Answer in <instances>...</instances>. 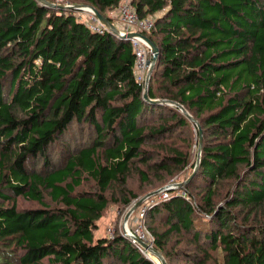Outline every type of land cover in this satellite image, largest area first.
<instances>
[{
	"label": "trees",
	"instance_id": "16d2710c",
	"mask_svg": "<svg viewBox=\"0 0 264 264\" xmlns=\"http://www.w3.org/2000/svg\"><path fill=\"white\" fill-rule=\"evenodd\" d=\"M70 1L110 19L124 0ZM130 2L154 17L145 89L167 103L143 98L130 41L93 32L75 9L0 0V264H156L94 231L110 204L138 197L130 176L157 187L193 171L198 127L173 103L200 125L202 148L187 184L146 210L152 246L167 264L179 253L264 264V0ZM177 128L181 144L165 138ZM72 131L79 143L55 167L49 152ZM184 234L192 253L180 251Z\"/></svg>",
	"mask_w": 264,
	"mask_h": 264
},
{
	"label": "rangeland",
	"instance_id": "374dc122",
	"mask_svg": "<svg viewBox=\"0 0 264 264\" xmlns=\"http://www.w3.org/2000/svg\"><path fill=\"white\" fill-rule=\"evenodd\" d=\"M55 1H56L55 3H61V1H59V0H55ZM149 118H152V117H149ZM174 132H176V133H172L171 135H169V136H167L165 138H167V139H171L172 138L171 140H174L175 138H177V141H174V142H176L177 144H181L182 139L185 136L184 132L181 131V129L179 130V128L175 129ZM78 135L79 134L76 131H72V135H71L72 140L67 142L65 145L58 144L56 146V148L53 149V153L49 152L50 156H51V159H52V162L54 163L55 167L61 166V163H63L62 162V160H63L62 158L64 156L66 157L69 152H74V150H75V148H74L75 146L74 145H76V143H79V141H77V139L79 138ZM86 137H87V135H86V132H85L82 141H84L86 139ZM171 140H167V144L170 143ZM192 142H193V138H192L191 143ZM191 148H192V157H191V159L194 160L196 158V154L194 152V146L191 147ZM62 149H65V151L62 152ZM66 150L68 151V153L66 152ZM38 167H39V165H37L36 168H38ZM190 174H191L190 167H189V164H187L184 167V169L181 170L179 173L175 174V176L173 178L168 179L166 181V183H164L163 185H160V186L156 185L157 187H147V186L144 187V184L141 183L140 181H138V179L136 177L130 176L129 179H128L130 188L133 189L134 192L138 193V197L133 199L131 201V203L129 205L125 206V207L124 206L122 207L119 204L118 205L117 204H110L108 206V208L106 209V211L103 213V215L96 222L97 223V229L94 231V238L105 237V236L108 237V236H110L109 234H111L112 232H114L115 235H118V234L122 235L120 233V230L122 229L121 231L124 232L123 223H124L125 220H126V223H127V228L129 230H132V229L138 227L140 224L143 223L144 227L150 232V230L148 229V227H147V225L145 223L144 216L140 217V215H139L140 207H143V205H147L148 203H152V202H154V203L156 202L157 203L158 201H160L159 200L160 190L165 185H169V184H173V183L177 184L179 181H184L185 177L188 178V176ZM85 182L86 181H84L82 184H84ZM85 187H88V186L85 185ZM88 188H90V187H88ZM157 189H160L158 193L151 194V195L148 194V193H150L152 191H155ZM177 192H179V190ZM174 194H177V193H174ZM139 200H141L140 205H138L137 207L132 209ZM16 202H17L18 206H25L28 203H30L29 201H27L23 197H17L16 198ZM124 234H125V232H124ZM190 236H191V234H184V235L181 236V240H180L181 243L179 242L182 245V247H180V248H182L180 250L181 252L182 251H186L187 253L194 252L193 248L185 246V244L183 242V240L185 238L190 240ZM149 257L156 264H161L160 260L157 259L155 257V255H152V256H149ZM177 257H178L177 259H173V264H185V260L184 261L181 260L183 258L181 253H179L177 255ZM47 264H51V263L47 262Z\"/></svg>",
	"mask_w": 264,
	"mask_h": 264
},
{
	"label": "built area",
	"instance_id": "2783aa9c",
	"mask_svg": "<svg viewBox=\"0 0 264 264\" xmlns=\"http://www.w3.org/2000/svg\"><path fill=\"white\" fill-rule=\"evenodd\" d=\"M62 4L70 7L73 3L70 0H59ZM78 19L81 20L83 23L87 25V27L92 30L93 32L103 34L105 32H112L110 28L105 25L96 15L93 9L89 6H81L79 8H75ZM117 18L118 22L114 25L118 29V33L115 34L118 37H122L125 40L130 41L133 52L135 55V65H134V75L135 80L142 84L144 90L146 88V75L148 69L150 67V60L152 57V53L150 51V47L148 43L139 35H134L129 38H126V35L130 32L141 33L145 35V33L149 32L154 24V17L152 16H145L140 17L135 8L131 5L130 0H124L120 3L117 10ZM113 33V32H112ZM178 184H169L165 185L159 194V200H166L169 199L170 191L173 189H178ZM178 194V193H177ZM153 203V204H152ZM148 203L147 205H143L140 207L139 215L140 217L145 215L146 210L153 206L155 203ZM124 232L120 230V233L127 237L131 242L136 244L140 250L145 253L144 250L136 241V239H140L150 245L153 244V236L151 233L144 227L143 223L140 224L138 227L129 230L127 228L126 220L123 223ZM110 238L114 237L115 233L112 232L109 234Z\"/></svg>",
	"mask_w": 264,
	"mask_h": 264
},
{
	"label": "water",
	"instance_id": "95a60500",
	"mask_svg": "<svg viewBox=\"0 0 264 264\" xmlns=\"http://www.w3.org/2000/svg\"><path fill=\"white\" fill-rule=\"evenodd\" d=\"M39 3L43 4V5H46L50 8H53V9H59V10H63V9H68V8H71V9H75V8H79L81 6H89V5H81V4H76V3H73L70 7L62 4V3H51L49 1H46V0H37ZM93 9V11L95 12V15L105 24L107 25L110 30L117 34L118 33V29L116 28V26L109 20L107 19L106 17H104L97 9H95L94 7L92 6H89ZM134 35H139L141 36L149 45L150 47V51L152 53V57H151V60H150V67L148 69V72H147V75H146V87H147V84L149 82V78H150V75H151V72L155 66V63H156V60H157V56H158V48L150 41V39L148 37H146L145 35L141 34V33H136V32H130L126 35V38H129L131 36H134ZM122 38V37H121ZM143 98L151 103H167V101L165 100H158V99H154V100H151L149 97H148V94H147V90L145 89L144 90V93H143ZM173 105H175L176 107H178L180 110H182L185 115L189 118V120H191L195 125H197L198 127V141H197V150H196V162H195V166H194V169L193 171L191 172V174L188 176L187 179H185L184 181H181V182H178V186L179 187H183L185 184H187V182L193 177V175L195 174L196 170H197V167L199 165V160H200V154H201V148H202V130H201V127L200 125L197 123V121L192 117L190 116V114H188L186 112V110L183 108L182 105L178 104V103H173ZM160 189H157L155 191H152L150 193H148L149 195L151 194H155V193H158ZM141 203V200H139L135 206L132 208L134 209L135 207H137L138 205H140ZM126 219V218H125ZM137 243L146 251H149L151 252L152 254H154L159 260H160V263L161 264H167L166 263V260L164 259V257L161 255L160 252H158L152 245L140 240V239H136Z\"/></svg>",
	"mask_w": 264,
	"mask_h": 264
},
{
	"label": "crops",
	"instance_id": "0c3cea01",
	"mask_svg": "<svg viewBox=\"0 0 264 264\" xmlns=\"http://www.w3.org/2000/svg\"><path fill=\"white\" fill-rule=\"evenodd\" d=\"M123 2V1H122ZM120 5V4H119ZM117 10V9H116ZM116 10H114V11H111L110 12V21L113 23V24H115V23H117L118 22V18H117V12H116Z\"/></svg>",
	"mask_w": 264,
	"mask_h": 264
},
{
	"label": "bare ground",
	"instance_id": "6f19581e",
	"mask_svg": "<svg viewBox=\"0 0 264 264\" xmlns=\"http://www.w3.org/2000/svg\"><path fill=\"white\" fill-rule=\"evenodd\" d=\"M145 254H146V256L149 258V259H151L149 256H152V255H154V254H152L151 252H149V251H146L145 252ZM156 257V256H155ZM157 258V257H156ZM158 259V258H157Z\"/></svg>",
	"mask_w": 264,
	"mask_h": 264
}]
</instances>
